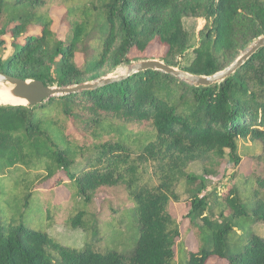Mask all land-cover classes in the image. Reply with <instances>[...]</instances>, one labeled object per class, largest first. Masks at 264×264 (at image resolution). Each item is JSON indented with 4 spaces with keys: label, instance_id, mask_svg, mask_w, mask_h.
<instances>
[{
    "label": "trees",
    "instance_id": "16d2710c",
    "mask_svg": "<svg viewBox=\"0 0 264 264\" xmlns=\"http://www.w3.org/2000/svg\"><path fill=\"white\" fill-rule=\"evenodd\" d=\"M69 1L0 0V49L10 50L0 71L47 85L79 84L159 44L165 63L211 75L264 35V0H88L67 7ZM53 3L67 7L64 35L54 28ZM187 17L206 20L197 37L186 28ZM145 123L149 131L137 139ZM239 139L260 141L264 161V47L209 86L147 69L34 106L0 105V264H173L181 230L170 205L180 200L182 182L188 215L195 213L210 232V246L189 250L187 264L211 258L264 264V237L228 247L236 219L246 213L239 191L203 193L207 177L188 170L200 162L216 173L228 156L238 165ZM49 182L75 187L85 202L106 188L126 187L140 226L134 251L125 256L61 243L50 231L51 210H33L35 199L49 202ZM211 200L217 220L207 214ZM85 215L73 213L67 226L86 229ZM253 215L264 223V197H256Z\"/></svg>",
    "mask_w": 264,
    "mask_h": 264
},
{
    "label": "rangeland",
    "instance_id": "374dc122",
    "mask_svg": "<svg viewBox=\"0 0 264 264\" xmlns=\"http://www.w3.org/2000/svg\"><path fill=\"white\" fill-rule=\"evenodd\" d=\"M88 0H71L66 6L71 7ZM49 10L50 15L54 19V28L59 34L64 35L67 27L61 20L66 12L67 7H58L56 3ZM204 18L187 17L185 18L186 28L197 37L199 31L205 26ZM250 45V44H249ZM249 45L240 49L239 55L244 53ZM165 47L159 44H153L145 52L135 50L133 54L143 59H161L165 53ZM9 49H0V58H7ZM238 55V56H239ZM79 63L83 61V55L78 54ZM137 60V61H139ZM133 61L129 65H121L115 68H107L102 77H112L125 74L130 66L137 62ZM88 82V81H85ZM74 85V84H73ZM8 105V104H6ZM137 139H142L144 134L149 131L148 124L145 123L137 129ZM238 155L241 162L236 165L228 156L227 161L219 168L216 173H208L204 169V165L200 162L190 164L188 170L197 174H204L207 177V188L203 193L212 191L217 188L219 193L226 190L228 186H234L240 194L242 204L246 209V213L236 219L237 229L229 238L228 247L235 249L242 247L246 241L252 237H264V223L255 221L253 215V206L256 197H264V161L259 159L262 154V144L260 141L239 139ZM229 153V150H227ZM211 170L213 168L209 167ZM152 169L148 168L147 177H152ZM64 180H69L65 175ZM46 189H52L49 193V202L46 204L41 200L35 201V208L41 212L50 211L54 226L50 229L58 240L72 247L80 249L87 248L90 252L108 250L118 251L125 256H129L137 246L140 226L138 216L135 210V202L132 195L126 187L106 188L96 193L90 202L80 199L78 191L73 186L63 184L52 187L50 182L44 186ZM258 190V192H255ZM180 194L179 201H172L170 209L176 216L180 224L181 235L175 246V257L173 264H187L189 250H198L210 246V232L207 228L202 227V220L195 213L189 214L190 206L188 204L189 194L186 191L185 182L178 186ZM207 214L213 219L219 218V211L210 201ZM85 211V220L88 223L86 229L81 227L71 228L67 226V221L73 213ZM47 219V213H45ZM243 234L238 238V234ZM207 264H227L223 260L211 258Z\"/></svg>",
    "mask_w": 264,
    "mask_h": 264
},
{
    "label": "water",
    "instance_id": "95a60500",
    "mask_svg": "<svg viewBox=\"0 0 264 264\" xmlns=\"http://www.w3.org/2000/svg\"><path fill=\"white\" fill-rule=\"evenodd\" d=\"M264 47V35L255 39L248 49L239 55L231 64L211 75H197L185 71L181 68L169 65L160 59H143L133 63L125 74L112 77H99L95 80L83 82L74 85L58 86L47 85L40 79H24L0 71V83L12 84V95L24 99L25 104L11 105H29L34 106L47 101L54 96H61L69 93L81 91L83 89L96 88L98 86L113 83L131 76L132 74L147 69L160 70L172 74L195 86H209L224 81L227 77L234 74L253 54Z\"/></svg>",
    "mask_w": 264,
    "mask_h": 264
},
{
    "label": "bare ground",
    "instance_id": "6f19581e",
    "mask_svg": "<svg viewBox=\"0 0 264 264\" xmlns=\"http://www.w3.org/2000/svg\"><path fill=\"white\" fill-rule=\"evenodd\" d=\"M12 84L0 83V105L6 104H25L24 99L18 98L11 93Z\"/></svg>",
    "mask_w": 264,
    "mask_h": 264
}]
</instances>
